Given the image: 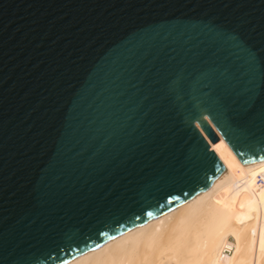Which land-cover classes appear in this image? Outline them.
Wrapping results in <instances>:
<instances>
[{
    "label": "water",
    "instance_id": "95a60500",
    "mask_svg": "<svg viewBox=\"0 0 264 264\" xmlns=\"http://www.w3.org/2000/svg\"><path fill=\"white\" fill-rule=\"evenodd\" d=\"M264 158V0H0V264H64Z\"/></svg>",
    "mask_w": 264,
    "mask_h": 264
},
{
    "label": "bare ground",
    "instance_id": "6f19581e",
    "mask_svg": "<svg viewBox=\"0 0 264 264\" xmlns=\"http://www.w3.org/2000/svg\"><path fill=\"white\" fill-rule=\"evenodd\" d=\"M64 264H264V158Z\"/></svg>",
    "mask_w": 264,
    "mask_h": 264
}]
</instances>
